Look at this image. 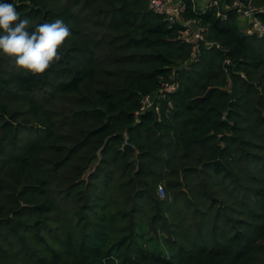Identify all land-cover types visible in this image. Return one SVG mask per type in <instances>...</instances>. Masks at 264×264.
<instances>
[{
  "label": "trees",
  "instance_id": "obj_1",
  "mask_svg": "<svg viewBox=\"0 0 264 264\" xmlns=\"http://www.w3.org/2000/svg\"><path fill=\"white\" fill-rule=\"evenodd\" d=\"M0 2L71 30L43 75L0 54V264H264V36L192 12L193 60L148 0Z\"/></svg>",
  "mask_w": 264,
  "mask_h": 264
},
{
  "label": "built area",
  "instance_id": "obj_2",
  "mask_svg": "<svg viewBox=\"0 0 264 264\" xmlns=\"http://www.w3.org/2000/svg\"><path fill=\"white\" fill-rule=\"evenodd\" d=\"M153 12L165 18L170 26H180L182 29L181 39L193 45L192 59L198 60L202 48L212 50L222 49L219 43L208 38V28L197 17L191 16L192 12L206 13L215 10L219 19L227 20L231 15L244 20L245 32L264 36V22L260 17L264 13V5L257 6L253 0H148ZM230 63L229 60L225 61ZM171 81L163 83L162 88L154 95H148L143 100L142 110L154 108L160 111L161 102L168 100L170 95L176 92L180 83L173 75Z\"/></svg>",
  "mask_w": 264,
  "mask_h": 264
},
{
  "label": "clouds",
  "instance_id": "obj_3",
  "mask_svg": "<svg viewBox=\"0 0 264 264\" xmlns=\"http://www.w3.org/2000/svg\"><path fill=\"white\" fill-rule=\"evenodd\" d=\"M30 20L21 18L12 3L0 2V54L14 61L17 70L43 75L61 59L59 49L71 36L62 19L39 24L29 31Z\"/></svg>",
  "mask_w": 264,
  "mask_h": 264
},
{
  "label": "rangeland",
  "instance_id": "obj_4",
  "mask_svg": "<svg viewBox=\"0 0 264 264\" xmlns=\"http://www.w3.org/2000/svg\"><path fill=\"white\" fill-rule=\"evenodd\" d=\"M237 24H238V26H239V28H240L241 31H244L245 30L246 27L244 25V20L237 19Z\"/></svg>",
  "mask_w": 264,
  "mask_h": 264
}]
</instances>
